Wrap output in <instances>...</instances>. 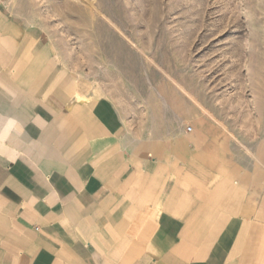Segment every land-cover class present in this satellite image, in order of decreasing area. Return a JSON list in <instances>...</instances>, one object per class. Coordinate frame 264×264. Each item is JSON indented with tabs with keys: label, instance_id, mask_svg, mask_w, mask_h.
Here are the masks:
<instances>
[{
	"label": "crops",
	"instance_id": "1",
	"mask_svg": "<svg viewBox=\"0 0 264 264\" xmlns=\"http://www.w3.org/2000/svg\"><path fill=\"white\" fill-rule=\"evenodd\" d=\"M0 264H264V142L146 136L0 6Z\"/></svg>",
	"mask_w": 264,
	"mask_h": 264
},
{
	"label": "rangeland",
	"instance_id": "2",
	"mask_svg": "<svg viewBox=\"0 0 264 264\" xmlns=\"http://www.w3.org/2000/svg\"><path fill=\"white\" fill-rule=\"evenodd\" d=\"M82 1L0 6L54 45L77 98L110 99L146 136L204 119L243 145L264 142V0H88L110 9L99 18ZM92 17L132 49L127 62L95 48Z\"/></svg>",
	"mask_w": 264,
	"mask_h": 264
},
{
	"label": "bare ground",
	"instance_id": "3",
	"mask_svg": "<svg viewBox=\"0 0 264 264\" xmlns=\"http://www.w3.org/2000/svg\"><path fill=\"white\" fill-rule=\"evenodd\" d=\"M82 2L84 3L85 8L87 10H89L90 12H93L97 18H99L100 16H104L105 14L106 15L109 14L108 11L110 9L107 10L106 7L105 8L95 7L88 0H84ZM71 8H73L74 11H76V13L82 14V12L80 11V9L78 7H74L73 6ZM123 12H124V10H123ZM92 22L94 23V25L96 27V32L94 34H90V35H91L92 39L96 40V43L94 44L95 48L98 51H100V53L102 55H104L105 58L109 62L111 61V62H113L115 64L127 62L126 57L122 56L121 53L130 52L132 49L129 48L128 45L120 42L118 40V38H116L113 34H111L109 32L103 31L104 30L103 29L104 26H103V24H102V22L100 20L92 17ZM121 25H124V23L123 22L121 24L119 23V25H118L119 28L118 29H121L122 28ZM104 39H105V41L107 40L106 43L103 42ZM128 42H130V41H128ZM131 47H132V45H131ZM133 47H134V45H133ZM109 52L111 54H113V56H110L109 57V55H107V53H109ZM126 54L128 55L129 53H126Z\"/></svg>",
	"mask_w": 264,
	"mask_h": 264
},
{
	"label": "built area",
	"instance_id": "4",
	"mask_svg": "<svg viewBox=\"0 0 264 264\" xmlns=\"http://www.w3.org/2000/svg\"><path fill=\"white\" fill-rule=\"evenodd\" d=\"M190 131H191V128L187 127L186 132H190Z\"/></svg>",
	"mask_w": 264,
	"mask_h": 264
}]
</instances>
